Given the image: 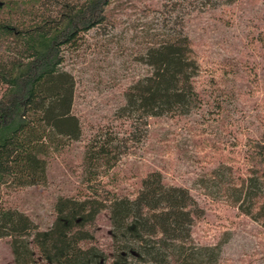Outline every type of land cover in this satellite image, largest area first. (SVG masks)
I'll list each match as a JSON object with an SVG mask.
<instances>
[{"label": "trees", "instance_id": "trees-1", "mask_svg": "<svg viewBox=\"0 0 264 264\" xmlns=\"http://www.w3.org/2000/svg\"><path fill=\"white\" fill-rule=\"evenodd\" d=\"M113 1L0 0V197L3 187L46 183L48 157L82 139L75 76L65 59L89 30L114 27ZM236 1L163 0L159 9L141 8L143 15L154 12L134 57L146 72L124 88L112 113L128 122L126 135L98 127L84 141V190L56 199L47 228L0 202V238H9L10 264H219L220 243L192 237L203 210L187 187L167 182L157 169L126 193L107 188L102 178L140 140L150 117L186 115L200 106V63L186 18ZM244 145V171L221 161L200 181L264 230V121L260 135ZM103 211L109 228L101 246L94 226Z\"/></svg>", "mask_w": 264, "mask_h": 264}, {"label": "rangeland", "instance_id": "rangeland-1", "mask_svg": "<svg viewBox=\"0 0 264 264\" xmlns=\"http://www.w3.org/2000/svg\"><path fill=\"white\" fill-rule=\"evenodd\" d=\"M163 0H114V27L89 30L82 46L67 53L66 68L75 76L74 112L82 139L71 141L47 161L44 184L3 187L0 202L29 215L39 229L55 217L59 196L84 190L81 158L84 141L98 127L126 135L128 122L115 120L124 88L146 72L134 57L142 48L141 28ZM185 30L197 52L195 78L201 104L189 114L150 117L140 140L102 178L107 188L126 193L142 175L159 170L167 182L188 188L203 212L192 227L196 243H220L219 264H264V230L222 196L210 195L200 179L221 161L244 171L245 140L256 138L264 121V0H237L186 18ZM109 181V182H108ZM108 214L97 215L96 244L108 239ZM107 235V236H106ZM9 238H0V264L12 261ZM88 245L83 243V246Z\"/></svg>", "mask_w": 264, "mask_h": 264}]
</instances>
